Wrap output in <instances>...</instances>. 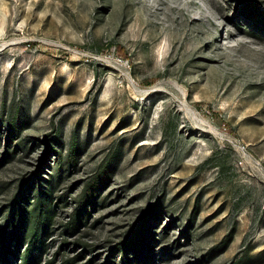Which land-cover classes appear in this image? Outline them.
<instances>
[{
  "label": "rangeland",
  "instance_id": "374dc122",
  "mask_svg": "<svg viewBox=\"0 0 264 264\" xmlns=\"http://www.w3.org/2000/svg\"><path fill=\"white\" fill-rule=\"evenodd\" d=\"M36 224L35 264H264V0H0V264Z\"/></svg>",
  "mask_w": 264,
  "mask_h": 264
},
{
  "label": "trees",
  "instance_id": "16d2710c",
  "mask_svg": "<svg viewBox=\"0 0 264 264\" xmlns=\"http://www.w3.org/2000/svg\"><path fill=\"white\" fill-rule=\"evenodd\" d=\"M52 210L53 209L48 204V201H45V200L41 201V204H40V207H39L38 216H43V218H41V217H38V218H39V220L41 218L42 221H44L43 226L45 225V222H47L52 217ZM34 227H35V229L33 230L31 238H30V240L28 242V245H27V247H26V249L24 251V254L22 256L21 264H35L36 261L39 259L38 256L36 255V251H34V250H35L36 246L40 250L41 247H42V242L37 237L38 225L36 224ZM5 240L7 241V237L6 236L5 237L3 235L0 236V259L5 257V254L7 252L6 246H5ZM12 254H14V256H16L19 253L15 249V250L12 251Z\"/></svg>",
  "mask_w": 264,
  "mask_h": 264
}]
</instances>
